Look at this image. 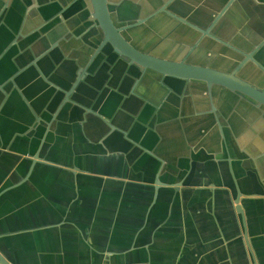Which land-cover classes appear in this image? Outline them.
<instances>
[{"label":"crops","instance_id":"1","mask_svg":"<svg viewBox=\"0 0 264 264\" xmlns=\"http://www.w3.org/2000/svg\"><path fill=\"white\" fill-rule=\"evenodd\" d=\"M224 1L168 7L202 26ZM87 6L0 0V254L11 264H264V105L140 73L106 45L63 101L91 52L80 40L93 26ZM228 10L224 40L247 50L264 37V0ZM154 18L140 27L149 38L182 49L197 36ZM255 53L246 78L264 74V43Z\"/></svg>","mask_w":264,"mask_h":264},{"label":"water","instance_id":"2","mask_svg":"<svg viewBox=\"0 0 264 264\" xmlns=\"http://www.w3.org/2000/svg\"><path fill=\"white\" fill-rule=\"evenodd\" d=\"M87 2V18L92 21L94 27L98 28L100 31V37L97 43L92 46L91 52L88 54V61L84 65L78 66L75 72V76L67 89L64 91V100H69V93L75 88L76 84L83 79L85 74V68L93 56L101 50L103 45H108L111 51L115 52L120 58H122L128 64L136 66L140 73H143L146 69L153 70L160 75H171L185 81L198 80L202 81L205 86V91L207 92L211 85L216 84L224 87L240 96L249 99L254 104L264 105V83L259 84L257 79H261L260 74L257 72L252 73L254 75V80L246 78L242 75L243 71L246 69V64L248 62H254L258 64L255 58V52L264 43V37L260 40L253 42L250 48L247 50L243 49L239 45H233L230 42L222 39L219 33L216 34L212 31L213 27L217 28V31L224 33L225 23L221 26H216L217 21H219L225 11L228 9L229 5L233 0H225L219 9L215 11L213 16L208 20L205 27L193 22L192 20L185 18L183 15L177 14L168 7L169 3L173 0H163L162 3L146 12L143 15L135 17L133 23L116 24L114 17L116 14H120V9L115 8L111 10L109 4H115L111 0H85ZM116 3L119 0H114ZM4 6L9 4V0H3ZM36 2L33 1L30 6L35 5ZM72 4V3H71ZM67 5L69 8L71 5ZM61 5V4H60ZM28 6V5H27ZM30 6H28L30 8ZM63 5L60 6V8ZM71 9L69 10V12ZM124 13H128V9L123 8L121 10ZM162 11L169 17L173 18L179 23L186 25L187 33L182 35L185 38H190L191 33L196 31L198 36L190 41L189 47L179 58H169L165 56L157 55L151 51H145L134 46L128 36H125L123 30L130 26L131 24H141L147 21L151 16L155 15L157 12ZM63 13V11H61ZM72 13H74L72 11ZM63 15V14H62ZM64 16V15H63ZM77 16V14H76ZM65 17V16H64ZM156 16L155 18H157ZM153 18V17H152ZM152 19L156 20L157 19ZM83 19L77 16V23H81ZM150 26V25H149ZM193 30V31H192ZM141 33L146 35L144 31ZM203 35H208L213 38L212 41L204 43L200 47H195L197 42ZM246 41L250 38L244 37ZM13 41V39H11ZM215 41L220 44H225L230 47L232 51L231 60L229 59V54L222 50L220 47L216 46L213 42ZM253 41V40H252ZM186 42V41H185ZM176 44H170L165 49L173 50ZM46 51V50H45ZM196 58L197 61H189L188 56ZM213 59V62L211 60ZM259 65V64H258ZM263 70V69H262ZM264 71V70H263ZM252 75V77H253ZM138 79V76L137 78ZM158 174V173H157ZM239 193V191H238ZM235 209L237 212L241 213V208L238 204H235ZM1 264H11L0 254Z\"/></svg>","mask_w":264,"mask_h":264},{"label":"flooded vegetation","instance_id":"3","mask_svg":"<svg viewBox=\"0 0 264 264\" xmlns=\"http://www.w3.org/2000/svg\"><path fill=\"white\" fill-rule=\"evenodd\" d=\"M45 1H51V0H45ZM58 1L60 2V0H58ZM111 1H113L115 3V4L110 3L111 4V8L110 9L111 10H114L115 8H118V9H120V12L121 13H124L125 11L122 12L121 10L123 8H126L127 7V9H128L127 12L129 14H126L125 16H123V18H119L120 15H118V14L115 15V18H116V21L115 22H116V24H124V23H133L135 21V17L140 16V15H143L146 12L150 11L151 9H153L154 7L159 6L162 3L163 0H119L117 3L114 0H111ZM30 4H32V3H30ZM76 4H79L78 1H76ZM27 5H29V4H27ZM71 6H73V3H72ZM30 7H32V6H30ZM71 8L72 7H69L67 9H65L64 10V13L69 12V10ZM229 12H230V10L227 9V11L225 12V14L222 16V18L219 21H217V24H216V26H221L222 24L225 23V27L223 29V30H225V32L228 30V26H229V19H230V15H231V12L230 13ZM153 16H155V17L158 16V18H160V20L162 22L161 24H162L163 27H165L168 24V21L170 20L169 19L170 17L168 15H166L162 11L157 12ZM153 16H151L149 18L148 23L149 22L151 23V18ZM84 21L87 23L88 22V18L85 17ZM145 23H146V21H144V23H141V24H136V25L135 24H131L130 26H128L127 28H125L123 30V32L128 37H130V38L132 37V39L136 40L139 43V46H140V47H138L139 49L153 52L152 50H156L157 48L160 47L163 50H165V51H167V52H169L171 54L180 55L181 56L187 50V48L189 47V44L192 43L191 42L189 44H186L185 47L181 49V43H179V42H172V40H168V39L160 38V37L159 38H149L148 35H145V34L143 35L141 33V31H143V30L140 27L142 25H144ZM206 25H207V23L205 25H202V26L205 27ZM89 28H87V30ZM212 31L215 32L216 34L219 33V36L223 39L224 36L220 34L221 31L220 32L217 31V28L215 26L213 27ZM198 34L199 33H197V36H198ZM211 39H212V41L214 40L213 38L209 37L208 35H203L200 38V40L197 42V44L195 45V47H200V46L204 45V43L208 42ZM80 40L82 41V43L85 46L86 45V42H85L83 36L80 37ZM65 41L68 42L69 41V38H65ZM213 43L216 46L220 47L222 50L226 51L229 54V59L231 60L232 51H231V49H230L229 46H227L225 44H220L218 42L215 43V41ZM170 44H176L177 46H174V49L173 50L165 49ZM82 48H84V47H82ZM175 53H177V54H175ZM211 62H213V59L211 60ZM247 66L248 65L246 64L245 67L247 68Z\"/></svg>","mask_w":264,"mask_h":264},{"label":"trees","instance_id":"4","mask_svg":"<svg viewBox=\"0 0 264 264\" xmlns=\"http://www.w3.org/2000/svg\"><path fill=\"white\" fill-rule=\"evenodd\" d=\"M113 17H114V15H113ZM115 18V17H114ZM114 21H116V19H114ZM90 29V30H89ZM88 30H89V32H90V35H84L83 34V38H84V40H85V42H86V45H85V52H87V49H89V50H91L92 49V45L94 44H96L97 43V41H98V39H99V37H100V31H99V29L98 28H96V27H94V26H92V27H90ZM106 46H107V44H106ZM89 53V52H88ZM253 72L255 73V72H257L258 74H260V77H261V79L260 80H257V82L259 83V84H263L264 83V74H262V73H260V72H258V71H254L253 70ZM262 74V75H261ZM248 78H250V79H253L252 78V74H251V76H249ZM254 80V79H253Z\"/></svg>","mask_w":264,"mask_h":264},{"label":"rangeland","instance_id":"5","mask_svg":"<svg viewBox=\"0 0 264 264\" xmlns=\"http://www.w3.org/2000/svg\"><path fill=\"white\" fill-rule=\"evenodd\" d=\"M109 8H111V4L109 5ZM148 20H149V19H148ZM148 20L146 21V23H145L144 25L148 24ZM149 25H150V24H149ZM152 51H153V53H155V54H157V55L162 54V55L175 56L174 54H171V53H169V52L163 50V49L160 48V47L157 48L156 50H152ZM162 55H160V56H162Z\"/></svg>","mask_w":264,"mask_h":264}]
</instances>
